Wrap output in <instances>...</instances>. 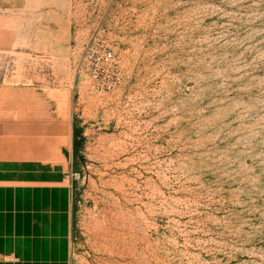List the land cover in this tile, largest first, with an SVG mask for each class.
Returning <instances> with one entry per match:
<instances>
[{"label": "rangeland", "instance_id": "rangeland-1", "mask_svg": "<svg viewBox=\"0 0 264 264\" xmlns=\"http://www.w3.org/2000/svg\"><path fill=\"white\" fill-rule=\"evenodd\" d=\"M3 124L68 135L71 264H264V0H0Z\"/></svg>", "mask_w": 264, "mask_h": 264}, {"label": "crops", "instance_id": "crops-1", "mask_svg": "<svg viewBox=\"0 0 264 264\" xmlns=\"http://www.w3.org/2000/svg\"><path fill=\"white\" fill-rule=\"evenodd\" d=\"M6 133L0 125V264H71L70 156L34 158L45 145L62 153L68 135L56 133L38 147L34 134L6 145Z\"/></svg>", "mask_w": 264, "mask_h": 264}, {"label": "built area", "instance_id": "built-area-1", "mask_svg": "<svg viewBox=\"0 0 264 264\" xmlns=\"http://www.w3.org/2000/svg\"><path fill=\"white\" fill-rule=\"evenodd\" d=\"M79 71L90 75L97 90L110 92L121 81V58L109 49L92 46L85 51Z\"/></svg>", "mask_w": 264, "mask_h": 264}]
</instances>
